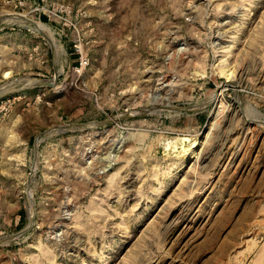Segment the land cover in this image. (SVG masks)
I'll return each instance as SVG.
<instances>
[{
	"label": "rangeland",
	"instance_id": "1",
	"mask_svg": "<svg viewBox=\"0 0 264 264\" xmlns=\"http://www.w3.org/2000/svg\"><path fill=\"white\" fill-rule=\"evenodd\" d=\"M1 92L0 264H264V0H0Z\"/></svg>",
	"mask_w": 264,
	"mask_h": 264
},
{
	"label": "bare ground",
	"instance_id": "2",
	"mask_svg": "<svg viewBox=\"0 0 264 264\" xmlns=\"http://www.w3.org/2000/svg\"><path fill=\"white\" fill-rule=\"evenodd\" d=\"M33 22V24L36 26V28L38 29V30H41V31H43L44 33H46L45 32V30H47V27L45 26V24H43V23H41V22H39V21H32ZM46 36H47V38L50 40V42H52L53 44H54V47H56V45H55V40L53 39V37L51 36V34H49L48 32L46 33ZM55 49V48H54ZM15 81V80H14ZM19 81H21L22 83H24V85H30V86H32V85H35V83L37 82V81H39V80H37V79H35V78H29V77H24V78H21ZM44 82V81H43ZM45 83V82H44ZM49 83H51V82H49ZM37 85V84H36ZM165 104V103H164ZM141 110V109H140ZM89 155V154H88ZM94 157V156H93ZM32 210H33V208H32ZM29 211H30V209H29ZM32 213V212H31ZM32 215V214H31ZM33 220V219H32ZM58 226V225H57Z\"/></svg>",
	"mask_w": 264,
	"mask_h": 264
},
{
	"label": "water",
	"instance_id": "3",
	"mask_svg": "<svg viewBox=\"0 0 264 264\" xmlns=\"http://www.w3.org/2000/svg\"><path fill=\"white\" fill-rule=\"evenodd\" d=\"M36 79H38V78H36ZM38 80H41L42 81V79H38ZM41 81H37L36 83H35V85L36 84H41V83H44V82H41ZM27 85H23L22 87H26ZM2 95V92L0 93V96ZM183 109H185V108H183ZM187 109V108H186ZM185 109V110H186ZM36 147H37V145H36V143H35V145H34V148L36 149ZM35 152H36V150H35ZM12 237H14V235H10V236H8V237H5V238H2V239H0V241L1 240H3V239H9V238H12Z\"/></svg>",
	"mask_w": 264,
	"mask_h": 264
}]
</instances>
